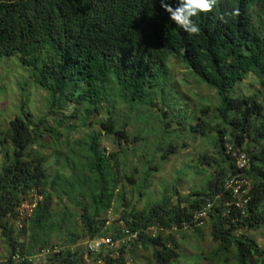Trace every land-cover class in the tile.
<instances>
[{"label":"trees","instance_id":"16d2710c","mask_svg":"<svg viewBox=\"0 0 264 264\" xmlns=\"http://www.w3.org/2000/svg\"><path fill=\"white\" fill-rule=\"evenodd\" d=\"M193 20L200 32L190 36L170 19L161 0H0V63L20 60L31 82L48 94L57 124H50V115L38 118L23 110L0 137V231L10 247L8 260L0 264H33L30 260L63 234L67 238L55 246L59 253L50 255L48 264H80L85 254L73 250L82 239L79 231L85 230L90 241L113 231L106 215L121 203L130 208L128 189L138 183V174L127 173L136 151L130 146L142 142L136 133L131 142L130 117L137 103L149 100L152 110L159 108L153 100L173 59L220 99L211 121L215 126L196 125L216 150L199 163L215 168V176L186 198L176 191L151 212L124 213L121 228L137 232L139 239L116 258L113 253L90 257L127 264V253L153 249L156 264H175L179 246L167 231L192 226L194 216L212 205L209 218L218 246L210 261L226 262L235 250V264H264L258 242L238 234L264 228V94L239 96L238 90L252 77L264 86V0H216L211 12ZM70 107L72 116L65 113ZM160 111L163 119L168 111ZM106 113L109 119L99 123V132L91 131L97 116ZM74 118L86 129L75 141L69 136L77 127L66 125ZM208 131L217 138L209 139ZM104 135L113 138L115 152L102 147ZM237 153L248 155V170L237 168ZM235 180L245 181L239 197L229 188ZM32 194L39 200L15 236L12 218ZM152 227H159L158 236L148 234ZM119 230L114 239L120 238ZM22 235L26 243L20 242Z\"/></svg>","mask_w":264,"mask_h":264},{"label":"rangeland","instance_id":"374dc122","mask_svg":"<svg viewBox=\"0 0 264 264\" xmlns=\"http://www.w3.org/2000/svg\"><path fill=\"white\" fill-rule=\"evenodd\" d=\"M168 70L167 76L159 82L158 95L153 100L159 108L152 110L146 104L151 102L149 100L145 105L137 103V110L130 117L131 142L134 141L135 133L142 137V142L139 141L137 145L134 143L130 146V150L135 147L136 151H133L134 153L128 160L130 169L127 173L129 175L138 174V183L135 188L128 189L130 208L125 209L121 203L118 206L115 205L106 215L107 226L114 228L109 232L105 229L106 238L113 237V233L119 228L120 232L123 230L120 220L124 213L151 212L164 200L171 199L176 191L180 192L182 198H186L193 190L206 188L209 180L215 176V168H202L199 163L201 157L211 155L216 150L208 139L203 137V133H197L199 130L197 126L201 121H204L206 126H215L211 121L216 119L215 110L220 105V99L217 93L203 84L201 79L191 73L182 61L173 59L168 65ZM238 90L239 96L251 97L257 92L264 94V86L260 85L254 77L244 82ZM48 103V94L37 88L33 81L31 82L29 71L21 65L20 60L11 58L0 63V137L8 131L10 121L23 115V110L37 114L38 118L50 115V124L57 125L55 116L50 114ZM163 105L166 107H162ZM161 108L168 111V114L163 119H158ZM207 110L208 112H205ZM74 111L75 108L70 107L65 113L72 116ZM108 119L109 114L107 113L104 116H97L91 131L99 132V123L106 122ZM66 123L67 126L74 124L77 127V131L69 136L73 141L86 134V129L80 126L79 119H66ZM215 123L218 124L220 121L217 120ZM208 136L209 139L214 140L218 134L208 131ZM102 147L107 152L116 151L113 138L109 136L102 137ZM3 164L4 156L0 154V171ZM178 199L176 197L174 203L179 202ZM38 200L39 198L32 194L23 203L28 201L32 205ZM60 209L61 206L56 205L55 211H60ZM28 211L29 214L23 217V222L17 220L14 222L15 236L21 233L19 224L24 227L27 218L30 217L31 210ZM13 218L15 219L14 216ZM159 230V227H152L148 229V234L152 237L158 236ZM213 231L214 226L210 218L204 220L199 226H187L183 230L174 226L173 230L167 231V234H173L179 246L180 258L175 264H235V250L229 254L226 262L210 261L211 254L218 246L214 240ZM79 232L82 234V239L73 248L74 251L78 250L85 254L84 259L79 263L105 264L104 261L100 262V259L96 261L90 257L91 255L87 252V243L90 240L86 237L85 230L82 229ZM243 233L256 240L264 249V228L257 231L243 229L238 234ZM1 234L0 231V263L8 260L10 253V247L4 242ZM66 238L64 234L57 239L54 238L49 249L31 259L33 264H48V257L53 253H59L60 249L55 246L61 244ZM27 240L25 235L20 237L21 243H26ZM118 256V251L112 255L115 258ZM125 262L127 264H156L153 249H139L135 254L129 252L125 256Z\"/></svg>","mask_w":264,"mask_h":264},{"label":"built area","instance_id":"2783aa9c","mask_svg":"<svg viewBox=\"0 0 264 264\" xmlns=\"http://www.w3.org/2000/svg\"><path fill=\"white\" fill-rule=\"evenodd\" d=\"M237 159V168L241 171L248 170L251 162L246 153H240L235 155ZM245 181L243 180H235L233 182L229 183V188L235 189V197H239L241 194V188L242 185H244ZM246 205V201L239 203L238 207L244 208ZM228 206H231V204H228ZM35 207V204H30L27 202L23 203L20 208L17 210V214L15 219L19 222H23L26 215L29 214L28 210H31V213L33 212V209ZM212 210V205H208L204 210H201L199 213H197L194 216V219L192 221V226H199L204 220L209 218V213ZM27 212V213H26ZM11 217V215H10ZM24 217V218H23ZM19 227L22 228L23 225L19 224ZM139 239V235L137 232H133L130 229L124 227L121 236L119 239H114L113 237L110 238H104V239H96L93 241H90L87 243V252L97 258L100 256H104L110 253L115 254L117 251L119 252L123 247L130 246L133 242ZM17 260H19V257H16ZM31 261V260H30ZM33 262V261H31ZM100 262H103L102 259H100ZM102 264V263H101Z\"/></svg>","mask_w":264,"mask_h":264},{"label":"clouds","instance_id":"9594fccd","mask_svg":"<svg viewBox=\"0 0 264 264\" xmlns=\"http://www.w3.org/2000/svg\"><path fill=\"white\" fill-rule=\"evenodd\" d=\"M215 3L216 0H178L177 6L172 7L165 0H161L162 7L170 13V19L190 36L198 35L200 32V27L194 22L193 17L211 12ZM220 19L224 21L223 16Z\"/></svg>","mask_w":264,"mask_h":264}]
</instances>
